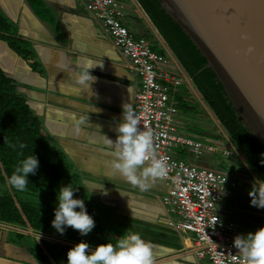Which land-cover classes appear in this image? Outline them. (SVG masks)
<instances>
[{
	"label": "crops",
	"instance_id": "0c3cea01",
	"mask_svg": "<svg viewBox=\"0 0 264 264\" xmlns=\"http://www.w3.org/2000/svg\"><path fill=\"white\" fill-rule=\"evenodd\" d=\"M124 2L127 14L123 21L128 29L137 37H154V46L166 55L172 70L185 84L190 82L138 2ZM0 10L15 25L16 35L29 45L39 72L32 71L1 41L0 66L16 81L18 93L38 117L49 142L79 176V198L95 224L104 228L98 217L113 221L115 214L120 218L112 222L118 225L115 235L138 233L151 246L154 264H208L196 255L191 234L167 225L176 216L162 206L161 198L168 190L163 180L157 178L141 188L110 168L113 149L105 137L116 139L115 128L122 121L123 105L132 106L137 78L123 66L120 52L89 17L83 3L0 0ZM86 63L98 64L90 70L95 80L89 92L77 82ZM39 195L47 202V198L56 201ZM15 230L0 223V264H36L25 246L13 241Z\"/></svg>",
	"mask_w": 264,
	"mask_h": 264
},
{
	"label": "trees",
	"instance_id": "16d2710c",
	"mask_svg": "<svg viewBox=\"0 0 264 264\" xmlns=\"http://www.w3.org/2000/svg\"><path fill=\"white\" fill-rule=\"evenodd\" d=\"M136 1L190 79L187 92L193 94L194 102L218 126L224 147L237 156L238 163L247 170V177L254 182L264 181V147L237 116L215 73L206 67L204 55L157 0ZM15 32V25L0 10V41L32 71H38L29 45ZM17 89L16 81L0 66V185L5 187V194H0V223L16 229L13 241L25 246L36 264H67V251L81 240L93 247L115 243L109 232L97 224L86 237L71 228L61 236L51 226L53 210L43 209L18 196L26 193L56 198L59 188L70 184L78 188L75 196L79 198L80 189L79 176L70 169L65 155L49 142L38 117ZM178 102L182 110L197 114L185 99ZM31 153L38 158L39 167L35 175L28 177V186L23 191L16 190L8 179L20 161ZM179 156L187 159L188 154L179 151Z\"/></svg>",
	"mask_w": 264,
	"mask_h": 264
},
{
	"label": "built area",
	"instance_id": "2783aa9c",
	"mask_svg": "<svg viewBox=\"0 0 264 264\" xmlns=\"http://www.w3.org/2000/svg\"><path fill=\"white\" fill-rule=\"evenodd\" d=\"M79 1L120 52L123 66L137 78L132 107L140 128L153 133L156 156L165 159L168 165L167 175L158 178L168 187L161 198L162 206L176 216L167 225L175 231L191 234L196 255L206 258L208 264H241L233 240L244 234L231 218V211L222 205L224 200L237 194L241 182L197 162L202 161V156L216 153L217 147L205 140L207 136L185 134L179 129L178 108L171 93H176L183 79L149 39L137 37L128 29L123 21L126 7L120 1ZM178 150L188 154L187 159L180 158ZM218 152L232 158L231 151L224 145L218 147Z\"/></svg>",
	"mask_w": 264,
	"mask_h": 264
},
{
	"label": "clouds",
	"instance_id": "9594fccd",
	"mask_svg": "<svg viewBox=\"0 0 264 264\" xmlns=\"http://www.w3.org/2000/svg\"><path fill=\"white\" fill-rule=\"evenodd\" d=\"M96 65L86 63L77 77L78 84L88 92L95 80L90 70ZM139 125L136 111L126 103L123 105L122 121L115 128L116 139L104 137L106 144L113 149L111 170L130 184L146 188L150 181L167 175L168 165L165 159L158 158L154 152L152 131L142 130ZM38 167V158L31 153L20 161L8 183L16 190L23 191L29 184L28 177L35 175ZM243 179L238 180L241 185ZM77 190L68 184L60 187L56 193L51 226L61 236L71 228L81 237H86L95 228L94 219L87 213L85 201L75 196ZM237 194L240 195L239 192ZM248 196L251 198L250 206L264 209V181L256 180ZM216 221L215 217L214 223ZM233 246L238 250L241 264H264V227L254 233L237 235ZM66 261L67 264H154L151 246L138 233L132 232H125L115 243L95 247L81 240L67 251Z\"/></svg>",
	"mask_w": 264,
	"mask_h": 264
},
{
	"label": "water",
	"instance_id": "95a60500",
	"mask_svg": "<svg viewBox=\"0 0 264 264\" xmlns=\"http://www.w3.org/2000/svg\"><path fill=\"white\" fill-rule=\"evenodd\" d=\"M157 1L204 55L237 116L264 147V0Z\"/></svg>",
	"mask_w": 264,
	"mask_h": 264
},
{
	"label": "rangeland",
	"instance_id": "374dc122",
	"mask_svg": "<svg viewBox=\"0 0 264 264\" xmlns=\"http://www.w3.org/2000/svg\"><path fill=\"white\" fill-rule=\"evenodd\" d=\"M120 1L125 7L124 0H118ZM127 4V3H126ZM126 13V12H125ZM127 14V13H126ZM149 41L153 44L156 42L154 37L148 38ZM154 41V42H153ZM179 76V74H178ZM182 78V76H181ZM183 79V78H182ZM189 91V87L185 82L176 88V93H171L172 101L175 103V105L178 108L179 116L177 118V121H179V129H181V132L188 133V134H195L199 133L200 135L207 136L205 140H209L212 142L213 145L217 147V152L205 155L201 157L202 163L209 164L210 167L213 169H216L220 172H224L227 175H230L232 178L240 180L242 177L244 178V182L242 183L241 187L238 188L239 196L238 194H235L226 200L223 201L222 205L231 211L232 213V219L236 222L239 229L242 231V233L248 234V233H254L257 229L264 227V209H257L253 206H250V197L248 196V192L252 189L253 184L255 183L251 178L247 177L245 172L246 168L244 169L241 167V165L238 163L236 164L235 161L238 162L237 156L232 154V158L224 157L221 155V152H218V147H221L223 145V142L219 138L220 130L218 126L210 119L209 114H207L205 111L201 109V106L196 104L193 100V94H191ZM179 99H185L186 102L189 104V106H193L192 108L197 111V114H192L190 112H186L180 108V102ZM190 100V101H189ZM200 163L201 161H197ZM238 165V166H235ZM235 166V167H234ZM234 168V169H233ZM236 169V170H235ZM247 171V170H246ZM246 179V180H245ZM242 180V181H243ZM5 187L0 185V194L4 193ZM18 196L21 198V200L28 201L32 204H35L39 207L45 208L47 210H53L56 207V201L55 199H48V202L46 200H43V196L39 194H26V193H19ZM114 211V210H113ZM112 220L119 221L120 218H117L115 214L112 213ZM97 222L99 224H102L107 228V231L110 234V237L116 238L119 237V235L116 233L115 230L118 229L117 226L113 225V221H111V218L104 217H98ZM103 219V220H102ZM102 221H106V223H102ZM102 227V226H101ZM104 227V228H105ZM121 236V235H120Z\"/></svg>",
	"mask_w": 264,
	"mask_h": 264
}]
</instances>
